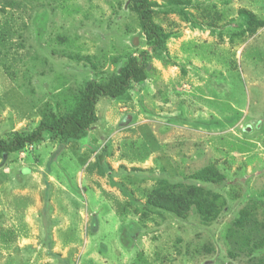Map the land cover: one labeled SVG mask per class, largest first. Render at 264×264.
<instances>
[{
    "label": "rangeland",
    "instance_id": "374dc122",
    "mask_svg": "<svg viewBox=\"0 0 264 264\" xmlns=\"http://www.w3.org/2000/svg\"><path fill=\"white\" fill-rule=\"evenodd\" d=\"M151 1L176 66L152 61L146 82L99 98L97 123L80 139L47 137L0 160V264H243L227 255L226 228L249 205L264 232V27L249 34L239 16L264 20V0H193L196 25L166 13L168 0ZM0 8V28L12 33L11 50L0 46V137L30 132L50 94L106 81L115 59L146 49L127 0ZM208 164L226 176L210 187L227 198L216 222L141 215L159 179L186 181Z\"/></svg>",
    "mask_w": 264,
    "mask_h": 264
},
{
    "label": "trees",
    "instance_id": "16d2710c",
    "mask_svg": "<svg viewBox=\"0 0 264 264\" xmlns=\"http://www.w3.org/2000/svg\"><path fill=\"white\" fill-rule=\"evenodd\" d=\"M127 2L128 11L135 15L138 24L137 35L143 40V47L146 49L133 47L136 48L134 52L123 55L119 60L115 59L114 64L118 63V67L106 81L87 80L76 91L50 94V101H45L39 108L34 107L39 119L30 132L14 131L0 137V160L31 148L47 137L51 141H58L60 146L80 139L97 123L95 106L99 98L120 99L134 84L146 82L155 70L152 61L161 62L164 66H176L168 61L166 45L170 34L154 21L157 3L151 0ZM192 2L194 1L168 0L164 5L165 12L178 13L187 23L196 25L195 18L188 11L194 9ZM6 6L14 7L15 3L8 1L5 2ZM2 13L4 9L0 8V15ZM239 16L241 28L249 34L264 27V20L249 11L241 9ZM11 40L12 33L0 28V46H3L5 53L11 50ZM131 44H136L133 38ZM76 60L89 61L88 58ZM90 65L94 70L95 65L91 62ZM180 72L183 76L186 75L183 68H180ZM185 179L186 181L176 183L159 179L147 193L141 215L147 216L151 212L166 213L186 221L192 214L203 226L216 222L226 208L227 198L210 187H222L226 181L225 172L214 164H208ZM253 209V206H245L226 228L224 238L229 247L227 255L233 261L241 260L243 264H264V232L260 225V229H253L250 223L249 217L251 218Z\"/></svg>",
    "mask_w": 264,
    "mask_h": 264
},
{
    "label": "crops",
    "instance_id": "0c3cea01",
    "mask_svg": "<svg viewBox=\"0 0 264 264\" xmlns=\"http://www.w3.org/2000/svg\"><path fill=\"white\" fill-rule=\"evenodd\" d=\"M15 235H16V234H15ZM24 239H26V238H24ZM15 242H16V244H17V235H16V237H15ZM25 243H26V247L28 248L27 245H28L29 243H27L26 240H25ZM29 245H30V244H29ZM24 248H25V247H24ZM24 262L29 263V259H27V261H24Z\"/></svg>",
    "mask_w": 264,
    "mask_h": 264
}]
</instances>
